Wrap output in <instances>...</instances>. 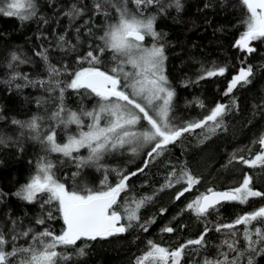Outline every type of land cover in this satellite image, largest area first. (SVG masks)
<instances>
[{
	"label": "trees",
	"instance_id": "16d2710c",
	"mask_svg": "<svg viewBox=\"0 0 264 264\" xmlns=\"http://www.w3.org/2000/svg\"><path fill=\"white\" fill-rule=\"evenodd\" d=\"M37 15L28 21H21L15 17L0 15V230L8 232L12 229V220L24 228L32 226L42 230L44 226L36 225L38 216L46 215L40 207V202L29 204L18 199L14 193L24 185L34 173L36 163L41 156L47 155L56 165L55 172L61 182L72 188L74 184H87L99 189L101 181L108 170V182L114 185L117 176L112 169H122L125 173L136 171L143 167L146 158L144 152L132 155L128 150H122L107 155L101 163L105 168L85 167L75 181L72 173L77 172L75 163L59 153H46L45 147L39 140L32 139L34 135L28 129L13 124V120L29 121L33 116L42 117V132H46L55 122L50 119L52 112L59 104V91L49 93L39 85L17 88V84L25 83L17 79L9 83L13 69L9 68L11 54L16 52L28 62L16 64L14 70L27 75L31 80H46L48 73L43 60L37 52L47 50L50 63L57 67L68 66L70 72L81 67H88L87 63L78 64L77 57L90 50V45L99 44L88 35L91 27L95 36L102 35L106 23L103 15L95 14L96 0H35ZM183 5L177 11L172 0H162L165 7L159 12V5L150 6L145 15L157 16L155 28L161 33L160 43L165 46V74L171 87L175 90L172 116L177 123L201 119L208 109L216 103L230 104L235 99L236 106L224 117V128L217 130L210 139L204 140L200 129L193 134H185L184 138L175 145H170L168 151L154 160L143 173H138L128 181L130 189L121 194V203L125 198H140L153 196L139 212L140 221L127 232L96 241H78L77 245L69 248H59L69 256L67 260H60L58 264H135L137 257L148 250V241L152 240L163 247L175 249L188 239H196L204 231L207 223L231 222L238 215L251 212L264 206V198H252L247 204L225 203L218 214L212 213L206 220L198 219L190 211H183L186 205L209 188L214 190L230 189V184L239 183L245 173L253 176V187L264 192V169L248 168L247 166L228 161L233 153L249 156L259 152L260 145L253 143L264 134V40L252 42L256 51L251 54L242 52L234 47L235 41L244 31L242 20L248 15L241 0H181ZM72 4L84 8V14L71 21L63 15ZM127 5L135 11L131 0H111L106 6L109 13L107 20L115 22L118 19L116 7ZM115 5L116 7H114ZM45 21H47L45 23ZM85 21H88L85 24ZM80 28L79 34L76 28ZM65 35L67 40L77 45L76 51L61 50L58 47V37ZM79 35V40H77ZM152 39L147 37L145 41ZM111 54L102 57V70L112 67ZM252 66L254 74L251 83L238 86L228 96L224 93L232 76L241 67ZM213 66H226L224 76L200 79L202 69ZM70 81L69 75L60 77ZM38 100L43 103L38 104ZM197 100L203 101L205 108H200ZM64 104L68 109L78 111L81 107L91 110L97 104V98L87 95L81 90L77 93L66 89ZM88 123L85 118V124ZM75 125H71L68 132H77ZM57 142L66 140L63 127L57 128ZM243 149V151H238ZM81 149L75 155L86 156ZM225 165H228L225 167ZM175 167L179 170L186 167L194 176L200 178V183L185 193L179 200L175 199L177 192L186 185L177 184L173 188L159 191L168 173ZM46 198V197H45ZM165 210L163 213L161 210ZM58 215V214H57ZM147 231L142 230L141 224L148 221ZM47 225L59 234L63 228L60 219L47 221ZM176 229L173 233L161 230L165 226ZM184 227H181V226ZM242 227V226H241ZM225 239L223 233L214 229L207 234L206 247L196 249L189 247L182 264H203L205 259H218L219 251H226L220 247ZM25 245L24 240L17 242ZM85 248V255H77L78 248ZM246 264V259L241 261ZM255 264H264V256H256Z\"/></svg>",
	"mask_w": 264,
	"mask_h": 264
},
{
	"label": "snow or ice",
	"instance_id": "6c2138e0",
	"mask_svg": "<svg viewBox=\"0 0 264 264\" xmlns=\"http://www.w3.org/2000/svg\"><path fill=\"white\" fill-rule=\"evenodd\" d=\"M131 2L135 5V11L126 4L119 7L113 5L116 7L118 19L109 22V13L105 9L111 4V0H96L95 14L103 15L106 23L102 35L99 36L93 34L91 27L88 28V35L100 41L99 44L90 45L89 51L77 57L78 64L87 63L88 67L70 72L68 66L57 67L50 63L47 50H43L36 55L45 63L48 79L31 80L27 75L14 70L16 64L28 61L13 52L8 65L13 69L9 83L22 79L25 83L17 84V88L39 85L49 93L59 91V104L50 117L55 125L46 132H42L43 118L40 116H33L29 121L13 120L12 123L33 133L31 138L39 140L46 153H59L72 160L77 168V172L72 173L74 181L80 175L81 169L105 168L101 161L107 155L125 149L134 156L144 152L146 158L143 167L128 173L119 168L112 169L118 178L114 185L109 184L108 170L105 168L106 174L99 189L87 184H74L69 188L57 177L54 162L47 155L41 156L34 173L14 195L29 204L40 202L46 215L38 216L35 224L44 227L42 230H36L32 226L24 228L16 220H12V229L8 232L0 230V264H58L60 260L69 259L68 255L58 251L61 247H74L78 241L107 239L127 232L134 223H139L140 210L153 199V196L138 199L132 197L125 198L121 203V194L130 189L128 181L131 177L143 173L154 160L168 151L170 145L180 142L185 134H193L200 129L203 134L201 143L210 139L217 130L224 128V117L236 106L235 99L230 104L218 102L201 119L175 122L172 113L176 93L165 74L167 57L165 46L160 43L162 35L155 28L157 16L145 15L150 6L159 5L160 13L166 9L162 0ZM241 3L246 7L248 15L241 22L244 31L233 46L251 54L256 51L252 42L264 40V0H241ZM173 4L177 11L183 7L181 0H172V4L168 6ZM84 11V8L72 4L63 15L75 21ZM0 15L28 21L37 15V4L35 0H0ZM80 31L79 27L76 28L77 34ZM147 37L152 38L151 46L145 44ZM58 47L61 50L67 48L76 51L77 45L67 40L65 35H60ZM108 53L111 54L113 65L108 70H102L99 65L102 64V57ZM227 70L226 66L204 68L200 79L224 76ZM66 74L71 77L70 81L60 79ZM253 74L252 66L241 67L232 76L224 95L228 96L238 86L251 83ZM66 89L77 93L83 90L85 94L94 96L97 98L96 106L91 110L83 107L78 111L68 109L64 104ZM37 103L41 104L43 100H38ZM196 103L200 108H205L203 101L197 100ZM85 118L89 121L87 124ZM143 121H146V126L142 125ZM71 125H75L78 130L75 134L68 132ZM61 126L66 132L64 143L57 142V128ZM0 143H4L3 138H0ZM253 143L260 145L259 152L252 155L249 147L248 157L233 153L228 164L235 162L248 168L264 169V134ZM81 149H87L88 155H75ZM199 183L200 178L194 176L186 167L179 170L173 167L159 191L173 188L177 184L186 185L176 194L175 199L179 200ZM3 195L0 192V198ZM252 198H264V192L256 190L253 187V176L245 173L238 186L224 191L209 188L206 193H201L189 202L180 214L190 211L198 219L206 220L212 213L218 214L225 203L245 205ZM164 211L161 210L162 213ZM56 219L63 222L59 234L47 225V221ZM147 223H154V220L141 224L142 230H148ZM213 229L225 235L220 247L226 251H219L218 259H205L203 264H241L245 259L246 264H255L256 256H264V206H261L238 215L231 222H209L198 238L188 239L175 249L149 240L148 250L137 257L135 264H182L189 247H206L207 234ZM161 231L173 233L176 229L169 225ZM20 240H24L26 246L18 244ZM77 255H85V248H78Z\"/></svg>",
	"mask_w": 264,
	"mask_h": 264
},
{
	"label": "rangeland",
	"instance_id": "374dc122",
	"mask_svg": "<svg viewBox=\"0 0 264 264\" xmlns=\"http://www.w3.org/2000/svg\"><path fill=\"white\" fill-rule=\"evenodd\" d=\"M151 38V37H150ZM153 43V41H152V39H149L148 41H145V44H146V46H151V44ZM89 122V121H88ZM142 125H144V126H146V121H143L142 122ZM86 130V129H85ZM64 142H66V140H64L63 142H60V143H64ZM83 150H85V152H86V156L88 155V151H87V149H83ZM126 150H128V149H126ZM129 151V150H128ZM241 182H242V180H241ZM240 183V182H239ZM239 183H232V184H230V188H232V187H236V186H238L239 185Z\"/></svg>",
	"mask_w": 264,
	"mask_h": 264
},
{
	"label": "water",
	"instance_id": "95a60500",
	"mask_svg": "<svg viewBox=\"0 0 264 264\" xmlns=\"http://www.w3.org/2000/svg\"><path fill=\"white\" fill-rule=\"evenodd\" d=\"M216 191H224V190H216Z\"/></svg>",
	"mask_w": 264,
	"mask_h": 264
}]
</instances>
